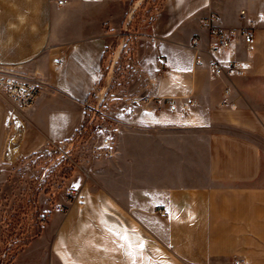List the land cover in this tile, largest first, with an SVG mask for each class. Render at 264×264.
I'll return each instance as SVG.
<instances>
[{
  "label": "crops",
  "instance_id": "0c3cea01",
  "mask_svg": "<svg viewBox=\"0 0 264 264\" xmlns=\"http://www.w3.org/2000/svg\"><path fill=\"white\" fill-rule=\"evenodd\" d=\"M145 4L0 0L2 60L41 86L16 125L1 120L0 178L16 159L100 121L86 103L99 101L114 39L106 26H129ZM210 11L225 28L254 30L250 44L214 53L243 62L245 74L208 70ZM149 15L134 41L132 91L192 97L190 112L115 114L106 127L117 153L90 164L94 179L69 204L45 201L41 234L13 264H264V0H163Z\"/></svg>",
  "mask_w": 264,
  "mask_h": 264
},
{
  "label": "rangeland",
  "instance_id": "374dc122",
  "mask_svg": "<svg viewBox=\"0 0 264 264\" xmlns=\"http://www.w3.org/2000/svg\"><path fill=\"white\" fill-rule=\"evenodd\" d=\"M162 1L147 0L129 26H106L114 39L104 59L105 77L100 83L99 101L93 100L94 106L88 112L90 117H100L99 122L87 126L89 136L50 143L45 149L24 155L4 168L0 178V264H13L14 256L26 246L23 242L35 230L38 215L44 213L45 201L50 210L65 206L80 193L84 184L94 179L90 164L102 158L96 149L101 139L109 135L106 124L115 114L121 115L120 108L127 97L137 95L131 87L135 37L139 31L149 28V12ZM8 115L9 109L0 98V123ZM259 141L264 163V137L260 136ZM147 157L156 159L155 154Z\"/></svg>",
  "mask_w": 264,
  "mask_h": 264
},
{
  "label": "built area",
  "instance_id": "2783aa9c",
  "mask_svg": "<svg viewBox=\"0 0 264 264\" xmlns=\"http://www.w3.org/2000/svg\"><path fill=\"white\" fill-rule=\"evenodd\" d=\"M57 4L64 5L67 0H55ZM245 11H242V16ZM153 18L151 17L150 20ZM203 25L209 35V44L206 49L210 53L207 61L208 70L214 75H243L246 72V66L238 60L222 61L215 56V52L223 51L230 48L234 43L244 42L250 44L255 36L252 28H225L219 23V17L213 11H210L203 20ZM191 45L198 49V38H193ZM55 61H59L55 58ZM161 62H164L161 59ZM195 63L201 65L203 58L200 52H197ZM20 65L5 64L2 60V50L0 48V98L4 101L9 115L7 125H16L21 111L31 106L38 97L41 86L38 83L25 79L17 69ZM231 90L229 87L225 89L221 103L226 105L229 103V95ZM194 99L187 97L178 99L170 96L157 95H136L127 97L125 104L120 108V114L124 117H133L139 112L151 109L161 111L168 109L170 111L190 112ZM88 108L94 106L92 98L86 103ZM103 126L99 127L101 129ZM97 155L102 157H112L117 153V145L110 135H105L97 146ZM95 150V151H96ZM165 213V211H163ZM235 264H241L239 260Z\"/></svg>",
  "mask_w": 264,
  "mask_h": 264
},
{
  "label": "trees",
  "instance_id": "16d2710c",
  "mask_svg": "<svg viewBox=\"0 0 264 264\" xmlns=\"http://www.w3.org/2000/svg\"><path fill=\"white\" fill-rule=\"evenodd\" d=\"M104 59H105V56H104ZM88 136H89V132H88L87 127H82L80 130L77 131V134L75 137L76 138H80V137L87 138ZM38 217H39V221H37V223H36L35 230L32 231L28 235L27 239L24 240V242H23L25 245L29 244L30 241L34 237L39 236L42 232V224L46 221L47 215L41 214V215H38Z\"/></svg>",
  "mask_w": 264,
  "mask_h": 264
}]
</instances>
